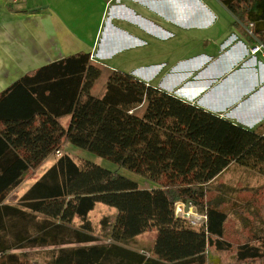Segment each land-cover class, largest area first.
Segmentation results:
<instances>
[{"label": "trees", "instance_id": "trees-1", "mask_svg": "<svg viewBox=\"0 0 264 264\" xmlns=\"http://www.w3.org/2000/svg\"><path fill=\"white\" fill-rule=\"evenodd\" d=\"M220 1L248 42L264 45V0ZM104 71L78 53L0 94L1 264H23L18 252L47 248L57 249L50 264H211L226 253L237 264H264V227L252 229L239 214L244 231L235 240L226 201L208 199L233 166L264 176V125L245 128L121 71H110L103 93L93 95ZM67 145L119 170L63 154L15 204L7 202L27 173ZM187 201L202 210L203 223L176 214ZM99 204L117 212L109 243H99L90 220ZM152 232L149 251L127 246Z\"/></svg>", "mask_w": 264, "mask_h": 264}, {"label": "crops", "instance_id": "crops-1", "mask_svg": "<svg viewBox=\"0 0 264 264\" xmlns=\"http://www.w3.org/2000/svg\"><path fill=\"white\" fill-rule=\"evenodd\" d=\"M79 1L82 2L24 0L15 6L11 0H0V94L28 73L78 53L91 54L92 61L103 66L104 74L107 73V66L100 61L114 59L115 47L123 43L125 37L133 39L131 32L117 27L114 22H134L131 18L134 15L141 24L144 18L128 8L124 0H102L103 13L92 39V34L83 36L76 33L75 27H69L71 22H76L77 10L80 16L83 15L76 8ZM86 1L90 5L96 0ZM139 1L147 4V0ZM214 1L220 8L219 14L222 12L227 19L224 23L229 24L230 28H227L212 52L178 60L166 73L160 64L155 76L162 74L163 78L157 86L152 83L154 75L141 76L138 72L135 74L139 78L132 75L235 124L257 129L264 125V52L251 54L254 45L236 26L234 15L220 0ZM161 4H171L172 17L166 21L180 28L194 29L199 24L208 23L215 14L214 9H208L202 0H162ZM89 9L85 10L86 17L90 16ZM109 12L110 26L102 42L104 15ZM194 16L198 17L197 20ZM154 26L155 32L164 31L156 23ZM164 33L167 34L166 31ZM88 39L91 40L90 44L82 43V40ZM61 122L66 127L70 118H64ZM140 252L145 253L143 250Z\"/></svg>", "mask_w": 264, "mask_h": 264}, {"label": "rangeland", "instance_id": "rangeland-1", "mask_svg": "<svg viewBox=\"0 0 264 264\" xmlns=\"http://www.w3.org/2000/svg\"><path fill=\"white\" fill-rule=\"evenodd\" d=\"M101 2L102 0H96L89 5L86 0H82V2L79 1L76 8L80 9V14L83 12V15L80 16L78 14L79 10H77V15L75 14L76 18L74 19L76 22H71L69 27H75L76 33L82 34L83 36L92 34L93 39L96 28L99 25V19L103 13ZM161 2L162 0H147V4L144 5V3L139 0H124L128 8L135 11L139 17L144 19H141L140 24V22L138 23L140 19L132 15L131 18L136 24L130 20L114 22L117 27L131 32L133 34V39L125 37L126 39H124L123 43L115 47L117 51L114 55V59H109V62L100 61L107 67H111H106L107 73H105L94 86L93 95L97 96L104 90L102 86L106 83L110 71H121L135 76H137L135 74L137 72L141 74V76L152 77L154 75L155 79L152 78L154 79L152 83L157 86L161 84L163 78L162 74L159 77L155 76L160 64L163 65L164 73H166L171 68L170 66L178 60L197 57L203 52H212L215 49V44L220 42V38L225 31H227V28H230L229 24H225L227 19L224 18L222 12L219 14L220 8H218L214 0H202V3L206 5L208 9H214L215 14H213L208 23L199 24L194 29H187L186 27L180 28L167 23V18L172 17L170 11L171 4L165 5L161 4ZM88 8H90V16L86 17L85 10ZM155 12L162 16L157 15ZM197 18V16H194L195 20H197ZM110 19L111 13L109 12L108 15L106 13L104 15L102 42L108 32ZM155 23L161 26L167 34L162 30H157L155 32ZM82 27L84 28L82 29ZM82 43L90 44L91 40H82ZM131 47H133V49L129 50ZM63 154H69L78 161L87 160L99 164L112 171L119 170L118 166L109 160L100 158L93 153L77 147L67 145L61 148V152L50 156V158H48L37 170H32L27 173L22 185L11 193L7 202L15 204L17 199ZM120 174L139 182L141 186H149L141 177L127 170H120ZM221 197L226 201L223 207L230 214L228 228L231 237L238 240L237 238H239L241 232L244 231L242 220L238 218L239 214L249 219L248 222H251V224L255 226L252 229L258 231L263 230L262 227H264V223L260 224V220L264 221L263 175L236 166L231 167L210 187L208 195L209 200ZM186 205L187 202H179L176 204V214L179 217H186L198 225L205 221L200 208L193 206L191 203L190 210L187 213ZM116 215V210L103 204L97 205L95 210L91 213L90 220L95 228V235L98 237L99 243L110 242L109 231ZM155 238L156 232L147 233L129 241L127 246L138 251H149L153 246ZM56 252V248H47L26 250L24 252H18V254H24L22 258L23 264H50ZM215 259L219 261L211 264H237L231 253L217 254L215 255Z\"/></svg>", "mask_w": 264, "mask_h": 264}, {"label": "built area", "instance_id": "built-area-1", "mask_svg": "<svg viewBox=\"0 0 264 264\" xmlns=\"http://www.w3.org/2000/svg\"><path fill=\"white\" fill-rule=\"evenodd\" d=\"M13 4L17 5L19 3H21L24 0H11ZM250 29V28H249ZM250 34H252V32L250 31ZM252 55H256L260 52H264V45L262 43H257L255 46H253L250 50Z\"/></svg>", "mask_w": 264, "mask_h": 264}, {"label": "water", "instance_id": "water-1", "mask_svg": "<svg viewBox=\"0 0 264 264\" xmlns=\"http://www.w3.org/2000/svg\"><path fill=\"white\" fill-rule=\"evenodd\" d=\"M190 204H191V201H187V205H186V212L188 213L189 210H190Z\"/></svg>", "mask_w": 264, "mask_h": 264}]
</instances>
